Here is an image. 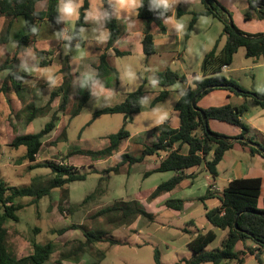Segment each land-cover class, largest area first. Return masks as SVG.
<instances>
[{"label": "trees", "instance_id": "1", "mask_svg": "<svg viewBox=\"0 0 264 264\" xmlns=\"http://www.w3.org/2000/svg\"><path fill=\"white\" fill-rule=\"evenodd\" d=\"M39 0H0V14H6L12 18L22 16L25 19L28 33L20 39V43H25L30 39H34L38 33V27L41 20L48 18L51 22L60 23L59 1L47 0L48 8L46 11H38L36 3ZM205 8L199 12L192 13V19L184 33L185 41L191 37L194 26L201 16H213L221 21L224 25L223 36L225 43L219 49L220 39L215 46L205 54L201 63V77H196L192 81V85L186 89L182 97L175 105V110L179 116V128H173L169 123L165 122L153 129V134L156 136V141L151 144H146L138 156L130 155L129 153L122 154V161L119 165L111 167L108 172H119L120 166L129 164L133 166L136 163L144 160L146 156L164 154L160 165L154 171L150 172H179L167 181L160 183L157 188L151 192L150 198H155L163 192L174 189L186 177L185 171L192 167H197L206 164L208 171L212 174L213 179L218 173V164L236 143L248 147L254 154H260L264 157V141L259 143V147L251 145V142H256L249 136L250 128L243 121V116L248 111L246 103L235 105L227 102L222 105L200 108L198 101L206 93L215 89H226L231 92L242 95L244 98L253 97L256 103L264 107V100L257 97H264L262 92L245 91L241 85L232 78H227L223 75V68L232 64L235 54L240 47L246 49V55L253 58L255 61L264 60V32L250 34L239 29L233 20L231 13L218 0H202ZM105 10L104 24L109 34L107 39L106 50L114 47L120 34L118 20L113 15V4L110 0H102ZM250 7L254 14L246 13L245 18H252L255 15L259 19H264V0H250ZM90 8V0H84L79 8V17L76 21L75 28L71 39L68 42L71 46L78 42V45H83L84 41L81 38V30L87 25L86 13ZM172 14V10L168 6L165 9L163 6H156L153 0H140L138 7V17L143 20V49L146 55L156 53V45L152 33L153 24L165 32L164 24ZM181 9H178L177 15H181ZM234 24V26H232ZM35 29V31H33ZM117 54H122L116 49ZM40 57V65L48 64L46 56L43 52H38ZM10 61H9V60ZM4 64L0 66L2 70H10L2 91H8L12 87L18 91L21 86V80H18V71L16 66H11V60L8 58ZM97 74L92 76H84L82 85L76 87L73 84V74L71 72L69 59L65 57L62 61L60 72L64 75L62 85L54 89L50 99L45 106H35L30 104L27 106L28 115L27 121L32 122L39 116L48 115L52 108L53 101L58 97H62L59 106V112L65 111L71 102L73 87L77 89V102L71 111L70 119L79 115L91 97L92 84L95 81H102L109 88H117L119 85V72L112 66L108 60L106 51L100 55L99 64L97 66ZM17 71V72H16ZM88 77H91L89 79ZM156 82L163 87L159 95L154 99L153 104L166 99L169 94L167 89L178 81L185 80L184 76L177 72L166 68L156 75ZM147 79L144 78L142 84L134 91L128 93L125 100L114 106L105 107L93 113V118H97L103 114L122 113L125 115V122L116 133L108 135V146L99 150H82L78 149L69 153L68 157L74 154L90 156L92 159H105L121 150L122 143L129 138L130 131L127 128L132 116L142 111V98L145 93V84ZM87 82V84H86ZM48 84V83H46ZM86 84V86H85ZM244 91L243 93L239 92ZM197 96V107L192 105V99ZM56 111L52 114L51 119L46 123L44 128L37 133H26L15 136L11 146L15 148L25 147L24 160L35 162L37 155L43 145V137L50 134L57 127L58 114ZM202 112L206 114L208 121L217 119L232 125L239 126L242 131L237 137L228 136L213 131L209 124L208 127L202 116ZM67 126V125H66ZM60 129V127H59ZM62 132L64 141H67V128ZM62 131V130H61ZM243 137L244 140L240 139ZM176 143H187L189 152L183 153L180 147L174 148ZM179 145V146H180ZM47 167L51 169V175L46 179L43 185L33 182L30 186L9 185L4 179H0V264H45L47 263L54 252L56 251L55 243H33L32 251L24 256H17L10 251L7 244L6 223L8 220H19L18 212L24 207L19 202L20 198H32V203H37L43 197L48 196L58 188H65L76 181L85 180L87 175L78 173L77 168L67 164H56L52 161L37 162L32 168ZM43 179L37 177L34 180ZM103 179V178H102ZM101 179V180H102ZM262 189V180L260 178H241L232 180L228 187L223 192H214L211 188L201 197L200 200L206 201L211 198H218L221 201V206L211 209L207 212V217L211 225L215 228L228 230L227 236L223 239L220 247L215 250H206V247L217 238L215 229L210 228L204 232L197 234L186 227L185 232L191 235L188 246L193 250L194 255L185 259L187 264H201L211 262L213 264H223L225 261L235 260L236 264H244L248 254L256 256L260 264H264V208L258 206ZM100 186L91 194L87 195L80 204L73 205L74 210L83 208L89 204L91 199L98 196ZM184 202L180 199H170L166 205L170 208L180 210ZM114 212L118 214L120 220L118 226L130 224L139 216L146 215V211L139 205L138 200H117L112 205L101 208L97 214L104 215ZM236 220H238V229L236 228ZM191 226V225H190ZM65 231V230H64ZM62 231L61 233H63ZM87 241L81 243L72 254L78 255L84 253L88 246L95 240H101L102 235H94L92 232H86ZM251 240L257 244L256 247L246 246V249L238 250L236 248L239 242ZM157 262L160 264L159 254H156ZM61 259L58 260V264Z\"/></svg>", "mask_w": 264, "mask_h": 264}, {"label": "rangeland", "instance_id": "2", "mask_svg": "<svg viewBox=\"0 0 264 264\" xmlns=\"http://www.w3.org/2000/svg\"><path fill=\"white\" fill-rule=\"evenodd\" d=\"M111 1L115 4L113 15L115 14L114 17L119 20L118 23L121 33L128 26H136L135 23L127 25L124 21L127 15L137 18V12L134 7L122 8L118 0ZM219 1L231 13L234 23L238 28L247 30V32L254 30L249 28L256 23L250 20L252 18L246 20L243 18L244 21L239 18L242 12H244L242 13V17L248 12L254 14L250 7V0ZM82 2L83 0H79L73 3L76 6V14L71 18L64 16L60 11L61 25L63 27L65 26L68 32L71 30L73 33L79 17V8L83 4ZM204 8L205 6L199 3L192 4L186 10L200 11ZM97 10L102 14L100 19L94 18ZM104 15L105 10L102 1L91 0L90 9H88L86 17L90 26L85 28L83 33L85 35H91L92 38L100 39L105 30ZM182 18V20L189 22L191 13L186 14ZM141 21L143 22L142 19ZM241 22H244V24H241ZM44 30L51 33V30L45 27ZM222 32L223 24L218 19L212 16L200 19L197 24V30L193 32L190 39L186 42L185 38H183L181 42L180 50L183 53L181 58L184 59L185 54H188L187 58L191 66L196 65V60H198L199 56L210 50L218 39H220L219 49L223 47L225 36L222 35ZM204 38L207 41L209 40V44L204 42ZM101 41H104V39ZM39 46L48 47V44H40ZM70 46V44H67L65 49H62L63 55L69 52ZM92 50L95 51L93 46L77 47L74 54L87 56ZM175 55V51L165 54L162 57L138 53H125L120 55L119 58H116V64L124 70L123 81L125 88L131 91L136 90L142 84L143 79L146 78L145 90H157L160 87L157 84H153L152 77L166 68L176 69L179 74H183L178 67L177 61L173 59ZM8 58L12 59L11 66H18V57L10 56ZM8 58L3 60L1 64H4ZM52 58H54L53 55ZM252 61L253 59L245 56V48L240 47L232 62V67L238 70L225 72L223 75L227 78L235 79L242 87L246 88L264 84V66L254 69L247 67L254 65ZM261 63H264V60ZM59 69L60 63L49 64L47 66L34 67L33 73L42 80L50 79L54 80L55 83H59ZM136 70H139V72L134 75ZM83 78H81L80 85H82ZM30 81L26 80V85ZM1 83H5L3 79L0 80ZM97 85H104V83L99 80ZM44 86L46 87V82L41 81L39 84L34 85L35 88L32 91L33 93L38 92V95L41 96L38 99L37 97L35 98L37 95L35 93V95L33 94V99L37 101L38 107L45 106L48 101V99L42 96V92L45 89ZM104 87L107 86L104 85ZM77 89L73 87V96L68 105L69 109L64 116L66 119H61L62 113L64 112L57 110L59 112L57 127L50 134L43 137V146L35 162L23 159L26 153L25 147L15 148L11 146L10 142L15 136L26 133H37L42 130L51 119L52 114L56 111L51 108L48 115L39 116L32 122H28L27 106L30 103L25 102L21 105L22 109H20L17 102L13 103L14 101L10 100V93H7L5 98L0 96V179H4L9 185L20 187L30 186L33 182L43 185L46 179L52 174L51 169L47 167L32 168V166L37 162L46 160L56 164L63 162L64 164L77 168L78 173H85L87 175L85 180L73 182L63 189H55L50 195L43 197L37 203H32V198L29 197L20 198L19 202L24 207L18 212L19 220H8L5 227L7 231V244L10 251L17 256H24L32 251L34 242L47 243L51 241L55 243L56 251L45 264H58L59 259H61V263L59 264H159L156 259L157 253L159 254L160 264H187L185 259H189L194 255L193 250L186 243L190 239V234L184 232V228L187 227L185 221H175L176 215L170 208L165 207L163 208V212L147 213L146 215L140 216L145 218L143 224H141L143 230L136 228V231L130 232L119 229V224L117 223L120 217H118V214L114 212L104 215L97 214L101 208L112 205L117 200H127L123 199L126 194H135L141 190L153 189L162 181L169 178L172 175V171L159 172L145 177L144 172L141 171L128 174L126 169L129 168V165L124 166V164L120 166L119 172H108V169L119 165L122 161V153L120 154L118 152L98 162H95V159H92L90 156L79 153L67 158L69 153L75 151L78 147L91 150L105 148L108 143L106 136L119 131L122 127L120 122L125 119V115L122 113L103 114L97 118H93V111L97 108L98 104L90 103L94 101L92 100L85 105L86 107H84L79 115L69 120L71 111L78 100ZM98 90L99 88H95L92 84L91 95H94V92L99 94ZM1 91L2 89L0 88V94ZM12 91H15L13 87L11 89ZM28 91L30 92L29 89ZM4 92L6 93L8 91ZM216 93L217 95H222V93H225V90L217 89ZM232 99L236 101V95ZM8 100L11 102L9 103ZM38 100L41 101L38 102ZM220 100L216 98L214 101L212 99L209 102H219ZM246 101H248L250 107L256 104L253 97L246 98ZM56 103H54V106L57 105L56 109H59ZM148 113L134 114L132 116L135 118L134 124L155 122L156 113L153 115ZM172 119L174 122L178 120L176 111L173 112ZM66 123L69 125L68 128L65 125ZM132 123L127 128L135 131L136 129L132 126ZM65 127L67 128V141L62 140V132ZM152 129L146 130L142 134H148L152 132ZM145 145H140L139 149L136 150H142ZM136 150L127 149L124 152L134 156L137 155ZM150 159H153V157H150ZM90 164L92 165L89 166ZM37 177H42L43 179L34 180ZM99 186L100 191L96 199L94 198L95 201L91 199L89 204L83 207L82 210H74V204L72 203L84 199ZM69 195L72 203L69 200ZM202 215L203 211L195 216L198 220L197 224L199 228H202L200 220H204ZM133 222H136V220ZM125 225L129 226L131 223ZM191 229L195 230L193 227ZM62 231L64 232L61 233ZM86 232H92L94 235H102V238L101 240L92 242L84 253L78 255L72 254L81 243L87 241ZM216 232L217 238L206 247V250H215L221 246L227 231L216 229ZM205 264L212 263L208 262ZM246 264L259 263L251 260Z\"/></svg>", "mask_w": 264, "mask_h": 264}, {"label": "crops", "instance_id": "3", "mask_svg": "<svg viewBox=\"0 0 264 264\" xmlns=\"http://www.w3.org/2000/svg\"><path fill=\"white\" fill-rule=\"evenodd\" d=\"M75 1L78 2L79 0H72V3H74ZM67 2L68 0L59 1V14H60L61 6ZM90 3H91V0H90ZM111 3L113 4L112 1ZM199 3L200 4L202 3L204 5L202 0H169V7L172 10V14L164 21L166 31L164 32L159 27V25L153 24L152 33H153L154 42L156 45V53L153 54L152 56L162 57L165 54L175 51L176 55L173 57V59L177 61L178 67L179 69H181L183 74H179V72H177L176 69H171V68L170 69L177 72L179 75L184 76L185 80L176 82L172 86H169L167 88L169 90V94L166 97V99L153 104L154 99L159 95L160 91L163 89L156 82L155 79H156L157 74L155 73L156 75L152 77V80L155 81L156 82L155 84H157L160 88L154 91L145 90V93L142 98V107H143L142 111H140L139 113H136V114H140V113L149 112L148 114H151V115L156 113L155 122L134 124L135 118L132 117L127 127L130 125V123L133 122L132 126L136 130L132 131L128 129L130 131V136L122 143L120 147L121 150L120 152L118 151V153L123 154L125 153L124 151H126L127 149L136 150V149H139L140 145L151 144L155 142L156 136L153 134V129L162 123L167 122L169 123L171 127L179 128V116H178V120H176L175 122L172 119L173 112L176 111L175 105L179 101V99L182 97L186 89L192 85V81L196 77H201V63H202L203 57L205 56L207 52H209L215 46L216 42L219 40L218 39L215 42L214 46L210 50L204 52V54L199 56L198 60H196V65L194 66H191V63L189 62L187 58L188 54L187 55L185 54L186 58L185 57L184 59L181 58L183 53L180 50V45H181L183 38H185L184 33L189 25L190 20L192 19V13L199 12L195 10L187 11L186 8L188 9L191 7L192 4H199ZM139 4L136 8L134 7V9L137 12V18L127 15L126 18L124 19L127 25H132L133 23H135L136 26H133V27L128 26V28H125L123 32L120 34L114 47H111L106 50L109 32L107 28L105 27V24H104L105 30L103 32L104 41H101V39L92 38L91 35H85L83 33L84 29L90 26L89 21L86 20L87 25L83 27L81 30V38L84 41V44L78 45V42L76 41L73 46H70L69 52L64 55L62 54V49H65V46L69 44L66 41L71 39L72 32L71 30L68 32L65 26L63 27V25H61L62 23L61 16H60L59 24L51 22L48 18L41 20V22L39 23L38 33L36 37L34 39H30L26 41L25 43H20L19 42L20 39L28 33L24 17L18 16L17 18H12L6 14H0V64L2 63L3 60H5L6 58L10 56L18 57L17 58L18 59V66H17L18 80L22 81L21 86L18 89V91L14 89L15 93L13 91L11 92V89H12L11 88L6 93L4 91H1L0 96L5 98L7 96V93H10L9 94L10 100L14 101L13 103L17 102L20 109H22L21 105L24 104L25 102L30 103V104L35 103L36 104V105L34 104L35 106H39L37 104V101H34L33 94L35 93L37 95L35 96V98L37 97L38 99L41 96L38 95V92L37 93L32 92L33 89L35 88L34 85H36L37 83L39 84V82L41 81L48 83L46 84V87L44 86L45 89L42 92V96H44L45 99L49 100L52 91L56 89L57 87H59L60 85H62L64 81V75L60 72V69H61L62 61L65 57H68L69 59L71 72L73 74V84L74 86L78 87L80 86L82 77L86 75H96L97 74L98 72L97 66L99 64L100 55L102 54V52L106 51L108 54V60L110 64L114 66L119 72V85L117 88H109V87H104V85H97L98 80L95 81L93 83V86L95 88L96 87L99 88L98 90L99 94L94 92L93 93L94 95H91L90 99L85 105H87L90 101L94 100L93 102H90L96 105L98 104L97 108H95L93 111L94 113L105 107L114 106L116 104L123 102L126 96L128 95V93L132 91L130 89L125 88V84L123 81L124 70L116 64L117 63L116 58H119L120 55L125 54V53L145 54L144 49H143V43H142L143 38H144L143 22L141 21V19L138 18ZM47 8H48L47 0H39L36 3V9L38 11H46ZM114 9H115V4H113V12H114ZM178 9H181L182 11L181 15H177ZM190 13H191V18L189 22L182 20L183 19L182 17H185L186 14H190ZM242 13H241V16H239V18L241 20H243V18L246 20L245 16L242 17ZM86 17H87V13H86ZM205 17H209V16H201L197 20L194 26L193 32L197 30V24L199 20ZM250 20L256 22L254 26L249 27L254 30H251L250 32H247V30H242V31L246 33H250V34H257V33L264 32V19H259L255 15ZM242 23L244 24V22H241V24ZM178 24H183V28L178 30L177 28ZM44 27L47 28L48 30H51V33H48L47 31H45ZM223 29H224V25H223ZM90 41H93V42H90ZM204 42H206V44H209V40L207 41L205 38H204ZM40 44H48V47H40L39 46ZM91 46L94 47L95 51L92 50L91 53H89L87 56L74 54V51L77 49V47H91ZM116 49L119 50L122 54H117ZM38 52L44 53V55L46 56V60L48 62L47 65L49 64L53 65L56 63H60V69H59L60 78L58 79L59 83H55L54 80H50V79L42 80L40 79V77L34 75L33 68L36 66H42L40 65V57H39ZM52 55L54 58H52ZM245 56L247 57L246 49H245ZM261 62L262 60L255 61L253 59L252 63L254 65L247 66V67H250L253 69L257 67L261 68L264 66V63H261ZM235 70H238V69L233 68L232 64H230L223 68V74L225 72H234ZM138 72L139 70H136L134 72V75L138 74ZM8 73H9L8 69L2 70L0 72V80L3 79V82H5ZM26 80H31V81L29 84L26 85L25 83ZM2 84L4 83L0 84V88L2 87ZM242 88L245 91H249V92H262L264 91V84H258V86H251V88H246V87H242ZM28 89L30 90V92L28 91ZM221 90H225V93H222V95H217L216 93L217 89L206 93L202 98L199 99L198 106L200 108H207L210 106L222 105L227 102H231L235 105L246 103L248 105V111L243 116V121L246 122L250 128L249 136L252 137L254 141H257L258 143H262L264 141V107L259 106L257 103L255 104V106L250 107L248 104V101H246V98H244L242 95H237L231 92L230 90H226V89H221ZM12 95L13 97H11ZM235 95H236V101H233L232 98ZM72 96L73 95H71V97ZM216 98L221 99V100L219 102H209L212 99L214 101ZM61 99L62 97L58 96L53 101L52 103L53 110L55 111L59 110V109H56L57 105L54 106L55 105L54 103L58 102L56 104H58V108H59ZM11 101L8 100L9 103ZM40 101L41 100H38V102ZM85 105L84 107H86ZM68 109L69 107H67L65 111H60V112H64L62 113L61 119H66L64 116H65V113L68 111ZM162 114H166L167 118L164 119L163 121H160L159 116ZM177 115H178V112H177ZM124 120L120 122L121 126L124 124ZM208 124L213 131L221 133V134H225L228 136L237 137L241 134V131H242V129L239 126L232 125L230 123L217 120V119H210L208 121ZM65 125H67V128H68L69 125L67 123ZM149 129H152L151 130L152 132L148 134H142L143 132H146V130H149ZM107 137L108 136H106V138ZM80 140H82V138H80ZM108 144L109 142L107 143V146ZM179 145L180 143H176L174 145V148L180 147L181 151L185 154L189 152V145L187 143H183L180 146ZM78 149H82V148L78 147ZM82 150H91V149H82ZM140 151L141 150H136L137 155H134V156H138L140 154ZM150 157H153V159H150ZM163 158H164V154L146 156L144 160H142L141 162L136 163L131 167L129 166V168L126 169L127 173L131 174L133 172L141 171V172H144L145 177L150 176L155 173H159V172H154V173L149 174L150 172L154 171L156 168L159 167L160 162ZM105 159H98V160H95V162L103 161ZM91 165L92 164H90L89 166ZM126 165L127 164H125L124 166ZM217 170H218L217 176L215 179H213L212 174L208 171L206 164L204 163L200 166L192 167L186 170L185 171L186 177L182 180L180 184H178L174 189L167 191V192H163L153 199L150 198V194L157 188L159 184L151 190H141L135 194H126L124 196L125 198L123 197V199H127L125 201L137 199L139 205L146 211V213H150V214L163 212L164 211L163 208L165 207L170 208L166 205V202L168 200L180 199L184 202L183 207L180 210H176L173 208H170V210L174 212L176 215L175 221H185L187 227L194 234H197L198 232L207 231L210 228H213L215 230L220 229V228H215L211 225L207 217V212L211 209L220 207L222 204L221 201L218 198H211V199H207L206 201H202L200 199L207 193V191L210 188L214 192H223L228 187L229 183L234 179L260 178L262 180V189H261L258 206L261 209L264 208V157L263 156H261L260 154L252 153L248 147L242 145L241 143H236L230 150L226 152V154L224 155V157L218 164ZM178 173L179 172H172V175H170L169 178H167L164 181H167L172 176ZM69 200L72 203L70 199V195H69ZM82 201L83 199L76 201L72 204L74 205L80 204ZM78 210H82V208L77 209V211ZM202 211H203L202 216L204 217V220L203 219L200 220L201 221L200 224L202 228H199L198 227L199 225L197 224L198 220L195 218V216L198 213H201ZM144 219L145 218L139 216L136 219V222H133L131 223V225H129L130 227L128 225L127 226L121 225L118 227L119 229H122L125 232L136 231V228H138L139 230H143L141 227V224H143ZM145 222L147 221L145 220ZM191 227H193L195 230L191 229ZM226 231L228 233V230ZM227 233H226V236H227ZM190 238H191V235H190ZM189 241L190 239L186 242L187 246H188ZM246 246L256 247L257 244L251 240H247L246 242H239L236 248L238 250H241V249H246L245 248ZM263 258H264V253H263ZM251 260H255L259 263L255 255L248 254L244 264L249 263ZM205 263H208V262H205ZM205 263H201V264H205ZM223 264H236V262L235 260H230V261H225Z\"/></svg>", "mask_w": 264, "mask_h": 264}, {"label": "clouds", "instance_id": "4", "mask_svg": "<svg viewBox=\"0 0 264 264\" xmlns=\"http://www.w3.org/2000/svg\"><path fill=\"white\" fill-rule=\"evenodd\" d=\"M139 0H118V3L120 5V7L122 8H133L136 7L138 5ZM153 3L156 6H163L165 9L168 8L169 6V0H153ZM60 11L64 14V16L66 17H73L76 14V6L72 3V0H68L67 3H65L63 5V7L60 9ZM101 13L97 10L95 17L96 19H100L101 18ZM178 30L183 28V24H178L177 25ZM33 31H35V29H33ZM101 40L104 39L103 34L100 37ZM89 79H91V77H88ZM156 82L153 81V84H155ZM167 118L166 114H162L159 116V120L163 121L164 119Z\"/></svg>", "mask_w": 264, "mask_h": 264}, {"label": "water", "instance_id": "5", "mask_svg": "<svg viewBox=\"0 0 264 264\" xmlns=\"http://www.w3.org/2000/svg\"><path fill=\"white\" fill-rule=\"evenodd\" d=\"M232 26H234V24H232ZM239 92H241V93H243L244 91H242V90H240ZM202 93V91H200L193 99H192V105L194 106V107H197V96L199 95V94H201ZM258 99H260V100H264V97H257ZM202 116H203V119H204V121H205V124L207 125V127H208V119H207V117H206V114L204 113V112H202ZM240 139H242V140H244V138L243 137H240ZM251 145L252 146H255V147H259L260 146V144L259 143H256V142H251ZM236 228L238 229V220H236Z\"/></svg>", "mask_w": 264, "mask_h": 264}, {"label": "built area", "instance_id": "6", "mask_svg": "<svg viewBox=\"0 0 264 264\" xmlns=\"http://www.w3.org/2000/svg\"><path fill=\"white\" fill-rule=\"evenodd\" d=\"M60 164H64L63 162H60Z\"/></svg>", "mask_w": 264, "mask_h": 264}]
</instances>
